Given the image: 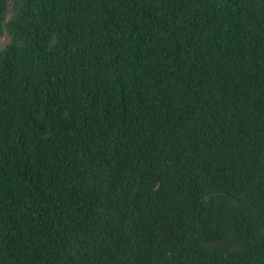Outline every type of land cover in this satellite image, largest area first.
Returning a JSON list of instances; mask_svg holds the SVG:
<instances>
[{
  "label": "trees",
  "instance_id": "obj_1",
  "mask_svg": "<svg viewBox=\"0 0 264 264\" xmlns=\"http://www.w3.org/2000/svg\"><path fill=\"white\" fill-rule=\"evenodd\" d=\"M0 264H264V0H0Z\"/></svg>",
  "mask_w": 264,
  "mask_h": 264
}]
</instances>
